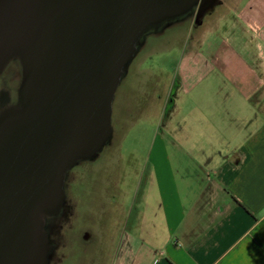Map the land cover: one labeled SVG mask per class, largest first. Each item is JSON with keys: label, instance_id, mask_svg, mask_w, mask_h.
<instances>
[{"label": "water", "instance_id": "95a60500", "mask_svg": "<svg viewBox=\"0 0 264 264\" xmlns=\"http://www.w3.org/2000/svg\"><path fill=\"white\" fill-rule=\"evenodd\" d=\"M200 1L0 0V76L21 67L0 111V264H48L46 222L68 172L112 138L115 94L142 39Z\"/></svg>", "mask_w": 264, "mask_h": 264}, {"label": "crops", "instance_id": "0c3cea01", "mask_svg": "<svg viewBox=\"0 0 264 264\" xmlns=\"http://www.w3.org/2000/svg\"><path fill=\"white\" fill-rule=\"evenodd\" d=\"M220 6L242 20L227 83L168 86L164 123L188 97L183 123L173 146H152L142 207L117 223L104 264H264V0H219L207 16Z\"/></svg>", "mask_w": 264, "mask_h": 264}, {"label": "rangeland", "instance_id": "374dc122", "mask_svg": "<svg viewBox=\"0 0 264 264\" xmlns=\"http://www.w3.org/2000/svg\"><path fill=\"white\" fill-rule=\"evenodd\" d=\"M215 13L214 16L205 13L199 20L188 17L147 33L142 39L114 98L112 138L94 159L80 162L70 170V182L75 180L74 187L78 188L67 196L63 206L64 211L71 209L70 214L46 222L50 241L58 245L67 229L73 228L72 233L78 238L79 231L87 230L90 234L88 241L81 237L72 241L70 248L64 249L67 253L63 261L60 259L57 264H104L112 258L120 229L117 223L134 204L142 207L135 201L138 192L144 191L152 146H173L183 123L188 97L180 104L181 110L164 123L163 101L168 86L227 83L222 74L223 58L228 38L242 31L241 24L238 25L242 20L236 11L227 12V7L220 6ZM15 80L18 82L10 83L7 90L16 97L21 67L17 66ZM165 127H169L167 131ZM188 137L192 143L194 136ZM113 196L118 200L112 201ZM51 254L48 264H55Z\"/></svg>", "mask_w": 264, "mask_h": 264}, {"label": "flooded vegetation", "instance_id": "af4514ba", "mask_svg": "<svg viewBox=\"0 0 264 264\" xmlns=\"http://www.w3.org/2000/svg\"><path fill=\"white\" fill-rule=\"evenodd\" d=\"M210 0H201L199 5L197 7H195L193 10H191L189 13H187L186 15L182 16L181 18L175 20V21H172V22H167L166 24H164V26L162 27H166L168 25H171L173 23H178V22H182L183 20L185 21V19H187L188 17L192 18L193 16H195V18H197L199 20V18L207 13L210 9H208L207 11L203 12L202 15H200V8L201 7H204ZM195 21V19H194ZM17 66L20 67L19 63L17 61H14V62H11L4 70V72L1 74L0 76V111L3 107V105L6 103V101L8 99H14L15 96H11L10 93H8V90H10L9 88L11 87L10 86V83H17L18 81L15 80V77H16V72H17ZM11 70V72L8 73V71ZM8 88V90H7ZM70 174L71 172L69 171L66 178H65V184H64V189H65V201H64V204L63 206L66 204V202L68 201V195L71 194V193H76L75 190L77 191V187H74V184H75V180L73 182H70ZM70 183V184H69ZM73 183V184H71ZM64 207L61 209V212L58 216H56V218H53L51 219L52 222H54L56 219H58L59 217H67L70 212H71V209L68 210L67 208H65L67 211V214L66 212L63 210ZM61 215V216H60ZM72 232H75L73 228H70V229H67L63 232V237L61 238L63 241L62 243H60L59 245L56 243V241L53 242V252H52V259H56L55 261V264H57V262H60V259L63 261V258L64 256L66 255L67 252H65L66 248L70 246L73 242H75V240H80L79 238L81 237L82 240H89V232L87 230L85 231H79V235L80 237L78 238L76 236V234L72 233ZM78 235V236H79ZM72 238V239H71ZM87 240V241H88ZM73 241V242H72ZM62 249V250H60ZM65 249V250H64ZM61 261V262H62Z\"/></svg>", "mask_w": 264, "mask_h": 264}, {"label": "trees", "instance_id": "16d2710c", "mask_svg": "<svg viewBox=\"0 0 264 264\" xmlns=\"http://www.w3.org/2000/svg\"><path fill=\"white\" fill-rule=\"evenodd\" d=\"M172 106V100H171V103L169 104V107H171Z\"/></svg>", "mask_w": 264, "mask_h": 264}]
</instances>
